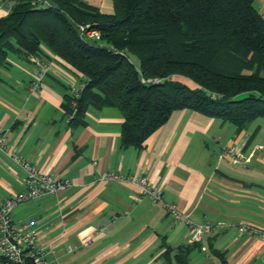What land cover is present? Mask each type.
Returning a JSON list of instances; mask_svg holds the SVG:
<instances>
[{
	"label": "crops",
	"instance_id": "1",
	"mask_svg": "<svg viewBox=\"0 0 264 264\" xmlns=\"http://www.w3.org/2000/svg\"><path fill=\"white\" fill-rule=\"evenodd\" d=\"M103 12L113 0H84ZM264 16V0H255ZM0 1V17L11 10ZM43 57H11L0 71V128L13 149L72 185L57 194L24 200L13 219L38 236L54 264H164V242L187 244L191 227L175 220L160 203L128 180L148 176L193 222L215 224L191 252L194 264H264V239L240 232L251 223L264 227V118L245 128L185 108L174 110L142 148L121 146L123 114L116 107L90 108L87 124L73 127L63 107L83 76L44 47ZM41 61L49 70L39 92L30 89ZM25 186L23 169L0 149V203ZM205 246L207 249H203ZM213 246V247H211ZM0 264H4L0 258Z\"/></svg>",
	"mask_w": 264,
	"mask_h": 264
},
{
	"label": "trees",
	"instance_id": "2",
	"mask_svg": "<svg viewBox=\"0 0 264 264\" xmlns=\"http://www.w3.org/2000/svg\"><path fill=\"white\" fill-rule=\"evenodd\" d=\"M14 1L0 17V71L11 57H47L44 47L66 61L83 76L64 94L73 127L87 124L92 107H116L121 146L142 148L178 109L239 130L264 118V16L255 0H113L112 13L84 0ZM80 25L100 38L85 37ZM198 243L164 242V264H194ZM212 250L230 264L225 251Z\"/></svg>",
	"mask_w": 264,
	"mask_h": 264
},
{
	"label": "built area",
	"instance_id": "3",
	"mask_svg": "<svg viewBox=\"0 0 264 264\" xmlns=\"http://www.w3.org/2000/svg\"><path fill=\"white\" fill-rule=\"evenodd\" d=\"M0 1H5L10 6L15 2L14 0ZM32 2L38 6L49 5V0H32ZM87 27L86 25H80V29L85 37L100 38L99 30ZM48 70V63L41 61L30 84L32 91L39 92L41 90ZM9 140V134L0 128V149L9 154L23 169L25 186L21 191L0 203V258L4 264H54L46 258L47 251L38 244L37 234L32 230H25L23 225L18 224L13 219L12 214L20 202L49 194H57L61 190L71 186L72 181L67 177H58L39 168L36 163L17 153ZM256 148L263 150L264 144H259ZM105 177L137 183L144 195L149 196L154 203L162 204L168 213L174 216L175 220H186L191 227L188 243L201 242L204 234L213 231L215 228V224L209 220L193 222L187 214L178 209L175 203L165 201L162 189L155 186L146 175L135 174L125 177L117 172H108ZM239 230L244 234L264 239V227L251 223H243L239 226ZM203 249L207 248L203 246Z\"/></svg>",
	"mask_w": 264,
	"mask_h": 264
},
{
	"label": "rangeland",
	"instance_id": "4",
	"mask_svg": "<svg viewBox=\"0 0 264 264\" xmlns=\"http://www.w3.org/2000/svg\"><path fill=\"white\" fill-rule=\"evenodd\" d=\"M133 57V60L135 61V62H138V60H137V58L135 57V56H132Z\"/></svg>",
	"mask_w": 264,
	"mask_h": 264
},
{
	"label": "water",
	"instance_id": "5",
	"mask_svg": "<svg viewBox=\"0 0 264 264\" xmlns=\"http://www.w3.org/2000/svg\"><path fill=\"white\" fill-rule=\"evenodd\" d=\"M49 3H51V1L49 0Z\"/></svg>",
	"mask_w": 264,
	"mask_h": 264
}]
</instances>
